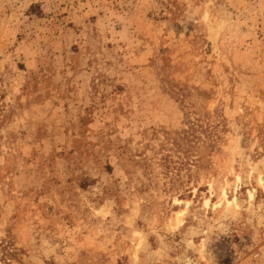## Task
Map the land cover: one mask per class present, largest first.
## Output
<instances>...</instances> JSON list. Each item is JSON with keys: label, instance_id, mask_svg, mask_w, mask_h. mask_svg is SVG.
<instances>
[{"label": "rangeland", "instance_id": "rangeland-1", "mask_svg": "<svg viewBox=\"0 0 264 264\" xmlns=\"http://www.w3.org/2000/svg\"><path fill=\"white\" fill-rule=\"evenodd\" d=\"M0 264H264V0H0Z\"/></svg>", "mask_w": 264, "mask_h": 264}, {"label": "bare ground", "instance_id": "bare-ground-1", "mask_svg": "<svg viewBox=\"0 0 264 264\" xmlns=\"http://www.w3.org/2000/svg\"><path fill=\"white\" fill-rule=\"evenodd\" d=\"M222 198H223L224 200H226V201H227V199H226V195H225V193H224V192L222 193ZM177 215H179V214L177 213Z\"/></svg>", "mask_w": 264, "mask_h": 264}]
</instances>
